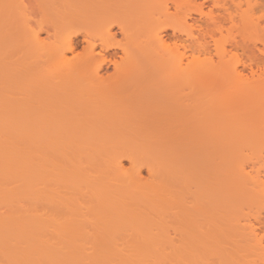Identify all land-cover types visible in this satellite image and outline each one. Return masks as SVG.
I'll return each mask as SVG.
<instances>
[{"label": "bare ground", "instance_id": "bare-ground-1", "mask_svg": "<svg viewBox=\"0 0 264 264\" xmlns=\"http://www.w3.org/2000/svg\"><path fill=\"white\" fill-rule=\"evenodd\" d=\"M33 2L37 26L27 9L0 12V264H52L57 247L55 264H72L64 254L83 246L65 239L78 225L98 234L82 240L93 252L117 249L85 264H132L155 248L264 264L252 160L264 78L242 57L245 36L261 31L245 11L257 0ZM143 227L165 235L115 246L101 236Z\"/></svg>", "mask_w": 264, "mask_h": 264}, {"label": "rangeland", "instance_id": "rangeland-1", "mask_svg": "<svg viewBox=\"0 0 264 264\" xmlns=\"http://www.w3.org/2000/svg\"><path fill=\"white\" fill-rule=\"evenodd\" d=\"M1 1H3V0H1ZM0 1V2H1ZM5 1V0H4ZM9 0H7V1H5V2H8ZM11 1H13V0H11ZM25 2V1H24ZM254 2V1H253ZM252 2V3H253ZM11 3V5H12V2H10ZM10 3L7 5L6 3V5L4 4V3H2L1 2V4L2 5H0V12L2 11V10H5V13H4V11L2 12L4 15L6 14V10H11V11H14L13 9H15L16 8V10L13 12L14 14H12L13 16V18H17L18 19V17H19V11L22 9V10H28V12L30 13L31 12V14L33 15V12L34 13H36V11L38 10V7H37V5H36V3H34L33 2V0H26V2H25V7H21V6H11L10 7ZM4 4V5H3ZM18 7H20V8H18ZM8 8V9H7ZM17 9H19V11L17 10ZM245 11H247V14H248V16H249V19L250 20H252L254 23H257L258 24V28L259 29H261V31H258V30H256L255 32H252V34L251 33H249L248 35L249 36H245V45H242V43L240 44V42H243L244 41V39H243V41H242V37H241V40H240V37L239 36H236V40L237 41H239L238 43L240 44V45H242V49L244 50L243 52L245 53V54H242V57L243 58H245L244 60L246 61V63L247 64H250V63H248L249 61L246 59V58H250V62L252 61V59H253V63L251 62V67L252 68H254L255 70V72L256 73H258L259 72V74L257 75L256 74V77L254 76V78H256V79H258V78H260L262 75V77L261 78H264V45H263V43L261 44V42L263 41L264 42V0H257V6L255 5V8L253 9V10H245ZM16 12V13H15ZM39 12H37L35 15H34V21L36 22H38L37 24L35 23V26H37L38 24H40V23H42L44 20H43V18L42 17H40L41 15H42V13H40L41 15L39 16V14H38ZM11 14V13H10ZM44 17V16H43ZM34 25V24H33ZM34 26V27H35ZM33 27V28H34ZM34 30H36L35 28H34ZM263 31V32H262ZM246 35V34H245ZM40 37L43 39V38H45V35H40ZM237 37L239 38V39H237ZM47 41V40H46ZM260 42V43H259ZM244 46H246L245 48L246 49H244ZM256 46V47H255ZM260 48V49H259ZM260 50V51H259ZM262 50V51H261ZM246 51V52H245ZM240 53V52H239ZM261 53V54H260ZM246 54H247V56H246ZM263 54V55H262ZM258 61H261V62H259L258 64H257V67H256V65H254L256 62H258ZM245 63V64H246ZM262 63V64H261ZM246 64V65H247ZM254 65V66H253ZM245 74H247L248 76H249V73L246 71L245 72ZM259 76V77H258ZM263 80V79H262ZM264 83V82H263ZM263 83H261V86L262 87H264V84ZM263 95V97H264V90H263V92H262V94H261V96ZM257 107H258V114H257V116H259V119H257L258 117H256V119L257 120H260V123H259V121H258V123L262 126V127H264V98L262 99L261 98V101L260 102H258L257 103ZM256 124H257V122H256ZM259 124H258V126H259ZM263 124V125H262ZM261 126H259V127H261ZM1 140L3 139L2 137L0 138ZM257 145V147H255V148H257L258 150H255V153H254V155H253V159L252 160H254V161H256L257 162V165H256V170H259V172H260V177H261V179H264V178H262L263 176H264V142H261V143H258V144H256ZM255 145V146H256ZM239 159L240 158H245L244 156H240V157H238ZM237 159V158H236ZM242 159H240V161H242ZM233 160V159H232ZM238 160V159H237ZM245 161V160H244ZM231 162H234V161H231ZM235 163V162H234ZM123 165H124V167H125V169H127V168H129V165H128V163L127 162H123ZM237 164H235V165H233V168H234V166H236ZM231 168H232V166H230ZM238 168V165L236 166V169ZM234 170V171H236L237 172V170ZM246 170H250V169H246ZM234 171H232V173H234ZM247 171V172H248ZM255 172V171H254ZM237 174V173H236ZM254 174H256V172L254 173ZM253 174V175H254ZM262 175V176H261ZM256 176V175H255ZM143 177L144 178H146L147 177V174L145 173V172H143ZM249 202V201H248ZM248 202H246V203H248ZM244 203V204H243ZM243 203H240L241 205H244L245 206V209H242L243 211H241V209H239V208H242L241 206H240V204H239V208H237V207H232L233 208V210H235V209H238V211H234V212H243V213H246V212H244L245 210L247 211V209L246 208H248L249 209V205L247 206V204H245V202H243ZM250 203V202H249ZM255 203V202H254ZM254 203H252V205L251 206H253L254 205ZM258 203V202H257ZM256 205V204H255ZM257 205H259V204H257ZM257 205L254 207H251L250 206V211L249 212H251V214L253 213H256V211L257 210H260V209H256V207H257ZM238 206V205H237ZM260 206V205H259ZM261 207V206H260ZM259 207V208H260ZM244 208V207H243ZM258 208V207H257ZM2 209V208H1ZM254 209V210H253ZM251 210H253V211H251ZM2 211H5V209L4 210H2ZM1 211V212H2ZM241 212H240V214H241ZM248 212V211H247ZM258 212V211H257ZM263 213V212H262ZM235 214V213H234ZM239 214V213H238ZM256 215V214H255ZM264 214H262V216H263ZM56 221V220H55ZM245 221V220H244ZM243 221V222H244ZM242 221H241V226L245 223H243ZM252 222V221H251ZM54 223V222H53ZM247 223V222H246ZM245 223V224H246ZM54 224H56V223H54ZM80 224V223H79ZM52 226H54V225H52ZM55 226H57V224L55 225ZM83 226V227H82ZM78 227H79V225L78 226H76V230H75V232L74 233H72V232H68L66 235H68V237L69 236H73V237H76L77 238V240L76 239H74L73 237V239H71V238H69V239H65V241L66 240H72V241H76V245L78 244V246H83L82 248L80 247V250H78V249H76L77 251H73L72 252V248L70 249L71 250V252H70V254H64L66 257L68 256L69 258H71L72 257V259H75V261H72V264H73V262H75V264H85V263H88V260L89 259H87V257L89 256V258L92 260V262H94V260L93 259H96V260H98L97 262H100V258L99 257H101L102 259H104V262H107V258H108V261L109 260H111L110 259V257H115L116 255H117V249L116 250H114V248H110V250H107V251H105V252H100V251H95V252H93L94 250H92V248H88L90 245H87L88 243L90 244V242L93 240V239H96L95 237H97L98 238V234L97 235H95V236H93L92 234H91V232H92V228L90 227V226H84V225H81L80 227H79V229H78ZM54 228V227H53ZM163 228V227H162ZM85 229V230H84ZM87 229V230H86ZM89 229V230H88ZM115 229V230H114ZM152 228H146V227H143V229H141V228H137V229H131V230H126L125 228H123V230H121V231H118V228H113V232L111 231V230H109V231H111V232H109V234H108V232H107V235H101V236H106V237H109V238H107V240L109 241V243H112V246H115L117 243H121V241H122V243L125 241L124 239H126V242H124V243H127V241L130 239L131 241H132V239L134 238H136L137 239V237L140 239L141 237L140 236H146L147 238H149L147 235H149L150 236V238L152 237V238H154L155 236H158V238H159V235L161 234V232L163 233V235H165V231H164V229H157V231L155 230V228H153L152 229V232L150 231ZM167 229V228H166ZM53 230V229H52ZM56 229H54L53 230V235H52V238H53V241L55 242L56 241V243L58 242V241H60V240H64L63 238L64 237H62L61 235H59L58 237H57V232H54ZM126 230V231H125ZM154 230V231H153ZM162 230V231H161ZM168 230V229H167ZM170 230V229H169ZM88 232V233H87ZM167 232V231H166ZM172 232V231H171ZM171 232H169V235L172 237L174 234H172ZM57 233V234H56ZM87 233V234H86ZM99 233V232H98ZM171 233V234H170ZM65 233H63V235H64ZM71 234V235H70ZM65 235V236H66ZM90 235H91V237H90ZM161 236H162V234H161ZM160 236V237H161ZM55 237H57V240H56V238ZM93 237V238H92ZM60 238H62V239H60ZM132 238V239H131ZM143 238V237H142ZM145 238V237H144ZM157 237H156V239H158ZM85 240L86 242H88V243H86V242H84V241H82V240ZM87 239H91L90 241L88 240L87 241ZM106 239V238H105ZM128 239V240H127ZM133 239V240H134ZM135 239V240H136ZM155 239V240H156ZM94 241V240H93ZM112 241V242H111ZM115 242H117L116 244H114ZM157 242V241H156ZM82 243V244H81ZM83 243H84V245H83ZM93 243V242H92ZM122 243L120 244V245H122ZM60 247V246H59ZM111 247V246H110ZM119 247H121V246H119V244L116 246V248H119ZM86 248V249H85ZM55 250L54 251H52V253L55 255V252H58L57 251V249H58V247H57V249L56 248H54ZM90 251H89V250ZM82 250H84L83 252H82ZM88 250V251H87ZM154 251L155 250H158V249H153ZM61 250H59V252H60ZM81 251V252H80ZM153 251V253H152V249H147L146 250V252L144 251V253H143V251H138V252H136V253H134L133 255H130V256H132L133 258V260H135V261H133V260H131L130 259V261L131 262H133L134 264H167V262H166V257H169V256H171L169 259H173V260H170V261H173V263L174 264H182V261H183V259H184V256L185 257H187L188 256V253L186 254V255H183L182 256V253H181V256H180V254H176V253H168V251L166 252H160V250L159 251H155L154 252ZM68 252V253H69ZM84 252H86L85 254H84ZM92 254H91V253ZM135 252V251H134ZM141 252H142V254H141ZM72 253V254H71ZM79 254V253H83L85 256H83V255H80V256H77L76 254ZM137 253H139L138 254V256H137ZM156 253H158V254H156ZM52 254V258L54 259V262L55 263H57L58 261H60L57 257H56V255H58V254H60V255H62L63 256V253H58V254H56L55 256ZM176 254V255H175ZM190 254V253H189ZM75 255V256H74ZM103 255V256H102ZM105 255H106V257H105ZM168 255V256H167ZM172 255H174V258H173V256ZM179 255V256H178ZM197 255V254H196ZM195 255V256H196ZM202 255V254H201ZM200 254H199V257L201 258L202 256H201ZM215 255V254H214ZM213 254L212 255H207L208 256V258H207V256L205 255L204 257H202L201 258V261H198V260H200V258L198 259L197 257H194V254L192 255L193 257H191V255H189L187 258H189V260L188 259H186L185 261H187L188 263L187 264H212V262H213V260L212 259H210V257L209 256H214ZM54 256V257H53ZM71 256V257H70ZM74 256V257H73ZM83 256V257H82ZM160 256V257H159ZM178 256V257H177ZM216 256V255H215ZM67 257V258H68ZM117 257V256H116ZM115 257V258H116ZM162 257H164V258H162ZM179 257H181V259L179 258ZM182 257H183V259H182ZM190 257H191V259H190ZM60 258H61V256H60ZM63 258V257H62ZM66 258V259H67ZM194 258V259H193ZM213 258V257H212ZM52 259V260H53ZM57 259H58V261H57ZM65 259V257H64V260L63 261H65L66 260ZM79 259H82L81 261L79 260ZM106 259V260H105ZM169 259H167V260H169ZM178 259H180V260H178ZM113 260H114V258H113ZM176 260H178L177 262H176ZM195 260V261H194ZM215 260H216V258H215ZM222 260V259H221ZM223 260H225V259H223ZM242 260V262H243V259L241 258L240 259V261ZM245 260V259H244ZM249 261H255L256 260V258H255V260H254V258L253 257H250L249 259H248ZM247 260V261H248ZM67 261V260H66ZM90 261V260H89ZM102 261V260H101ZM112 261V260H111ZM163 261V262H162ZM166 263H165V262ZM176 263H175V262ZM210 261V262H209ZM246 261V260H245ZM245 261H244V263H245ZM248 261V262H249ZM68 262H70V259H69V261ZM68 262H67V264H68ZM96 262V261H95ZM103 262V261H102ZM110 262V261H109ZM169 262V261H168ZM180 262V263H179ZM184 262V261H183ZM190 262V263H189ZM193 262V263H192ZM195 262V263H194ZM199 262V263H198ZM222 262H224V261H222ZM222 262H220L219 263V260H217V262L216 261H214L213 263H219V264H221ZM227 262V261H226ZM242 262H240L241 264H243ZM55 263H53L52 262V264H55ZM60 263V262H59ZM101 263V262H100ZM132 263V264H133ZM169 263H171V262H169ZM173 263H171V264H173ZM185 264H186V262H184ZM239 263V264H240ZM108 264V263H107ZM226 264V263H225ZM246 264V263H245ZM248 264V263H247Z\"/></svg>", "mask_w": 264, "mask_h": 264}]
</instances>
